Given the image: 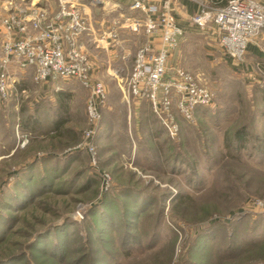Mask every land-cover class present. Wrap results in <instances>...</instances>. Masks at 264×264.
I'll return each instance as SVG.
<instances>
[{"label": "rangeland", "instance_id": "1", "mask_svg": "<svg viewBox=\"0 0 264 264\" xmlns=\"http://www.w3.org/2000/svg\"><path fill=\"white\" fill-rule=\"evenodd\" d=\"M25 3L0 0V30L10 5ZM191 32L166 73L182 69L213 98L191 122L174 99L173 138L128 92L140 33L127 59L96 50L90 61L106 97L95 123L78 83L38 85L12 70L0 101V264H264V215L249 210L264 201V45L238 64Z\"/></svg>", "mask_w": 264, "mask_h": 264}, {"label": "built area", "instance_id": "2", "mask_svg": "<svg viewBox=\"0 0 264 264\" xmlns=\"http://www.w3.org/2000/svg\"><path fill=\"white\" fill-rule=\"evenodd\" d=\"M199 6L191 18L198 28L213 27L217 34V46L222 54L240 64L248 45L264 31V3L260 0H228L220 8L212 10L208 0H190ZM57 9L47 11L34 4H12L2 17L4 31L0 48V101L11 95V72L29 70L35 84L50 81H73L90 92L86 105L88 120L95 123L105 102L104 86L91 83L90 60L82 50L80 39L91 31V23L71 0H56ZM131 9L156 14L144 23L146 35H159L160 48L151 44L141 46L133 61L128 80V92L137 101H145L160 121L163 129L173 138L178 134L175 111L187 122L193 121L196 110L208 107L213 95L200 87L194 77L179 68H169L171 52L178 48L184 30L177 25L168 8H150L135 2ZM89 130L85 139H89ZM95 165L96 149L83 145ZM249 210L264 215V201L250 203Z\"/></svg>", "mask_w": 264, "mask_h": 264}, {"label": "crops", "instance_id": "3", "mask_svg": "<svg viewBox=\"0 0 264 264\" xmlns=\"http://www.w3.org/2000/svg\"><path fill=\"white\" fill-rule=\"evenodd\" d=\"M30 4L39 5L47 11H53L57 9L56 0H25ZM228 0H208L207 4L219 8L222 2ZM264 3V0H260ZM80 11L89 19L91 23V31L81 37L80 45L82 50L86 53L89 60H94L96 50L106 53L109 59H114L119 56V59L125 60L128 57L130 39L133 36V32L141 34L143 43L151 44L154 50L160 48L159 35H153V37L146 35L144 29V23L149 17H155L156 14L143 12L142 10L131 9L135 2H140L146 7L159 8L162 6H168L170 11L175 14L179 26L184 30V37L181 39L178 49L182 47V43L189 39L192 35V29L198 30L200 33L206 36V38L213 42L214 48L217 47V34L213 27L198 28L192 25L191 18L196 15L199 6L190 0H71ZM136 25V28L131 26ZM130 28V29H129ZM128 31V32H127ZM132 32V33H131ZM264 31L253 40L247 49L248 57L253 60L254 56H259L260 45H264ZM3 29L0 30V39L3 41ZM127 35H130L128 37ZM1 41V42H2ZM144 44V45H145ZM120 52L119 54L117 53ZM118 54V55H117ZM97 55V54H96ZM94 65L95 63L92 62ZM261 69L264 71V63H262ZM111 70V67H110Z\"/></svg>", "mask_w": 264, "mask_h": 264}, {"label": "trees", "instance_id": "4", "mask_svg": "<svg viewBox=\"0 0 264 264\" xmlns=\"http://www.w3.org/2000/svg\"><path fill=\"white\" fill-rule=\"evenodd\" d=\"M225 2L223 1L221 3V5H224ZM59 119H56L55 123H54V128L57 130H59L60 128H62V126H64V121L62 120H59ZM239 131L235 132V135H234V140L236 142H238V145H237V148H241L243 145H241V143L245 142V137H246V131H245V128L244 127H241L240 129H238ZM205 239L208 240L209 237L205 236Z\"/></svg>", "mask_w": 264, "mask_h": 264}, {"label": "water", "instance_id": "5", "mask_svg": "<svg viewBox=\"0 0 264 264\" xmlns=\"http://www.w3.org/2000/svg\"><path fill=\"white\" fill-rule=\"evenodd\" d=\"M37 6H39V5H37ZM77 221H78V219H76Z\"/></svg>", "mask_w": 264, "mask_h": 264}]
</instances>
